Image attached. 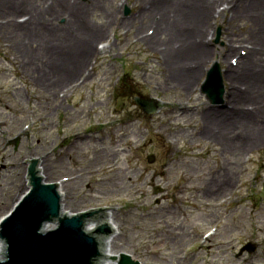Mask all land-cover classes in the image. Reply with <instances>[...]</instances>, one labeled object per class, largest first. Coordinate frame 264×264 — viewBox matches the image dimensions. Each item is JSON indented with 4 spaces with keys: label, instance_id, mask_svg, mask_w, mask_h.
I'll list each match as a JSON object with an SVG mask.
<instances>
[{
    "label": "rangeland",
    "instance_id": "obj_1",
    "mask_svg": "<svg viewBox=\"0 0 264 264\" xmlns=\"http://www.w3.org/2000/svg\"><path fill=\"white\" fill-rule=\"evenodd\" d=\"M223 1L228 0H220V7ZM106 2L119 26H111L95 46L111 47L101 51L105 54L95 66V54L90 55L88 71L95 68L85 83L78 81L64 90L58 83L47 89L43 44L34 50L25 48L17 37L11 40L15 33L6 28L10 25L6 18L16 21L25 13L4 14L0 8V218L23 194V162L17 160L31 157L39 160L46 182L69 178L61 186L67 209L104 207L103 220L114 213L111 249L115 253H128L141 264H264V131L260 140L251 141L252 146L244 141L249 132L237 122L246 119L238 114L241 111L229 97L227 85L232 82L243 89L246 81L233 82L218 57H209L187 96L168 81V71L161 65L163 52L152 53L137 41L136 24L122 23L137 18L140 3ZM249 3L236 0L239 9ZM256 11L260 16L262 6ZM98 15L91 23H102ZM234 16L230 26L218 18L212 33L206 34L207 45L225 47L232 39H253L252 23L258 21ZM58 23L63 19L51 26ZM245 47H237L239 55H247L249 47L243 51ZM28 54L33 56V67L24 56ZM234 59L238 62L237 56ZM215 64L223 94L213 104L201 85ZM133 96L156 100L158 111L146 115L133 105ZM119 100L126 103L117 105ZM209 111L230 124L229 130L226 126L222 132L218 123L210 122ZM22 132L29 136L21 137L14 149L8 143ZM64 136L66 141H59ZM243 142L248 146L243 147ZM30 144L34 148L29 151ZM235 145L239 151H234ZM46 152L49 163L43 159ZM154 188L160 191L155 193ZM249 243L257 245L256 250L240 256Z\"/></svg>",
    "mask_w": 264,
    "mask_h": 264
},
{
    "label": "bare ground",
    "instance_id": "obj_2",
    "mask_svg": "<svg viewBox=\"0 0 264 264\" xmlns=\"http://www.w3.org/2000/svg\"><path fill=\"white\" fill-rule=\"evenodd\" d=\"M39 1L0 0V8L4 14H12L15 11L25 13L22 19H18L19 23L12 19L8 20V15H5L8 17L6 23L10 25L5 24L3 27L8 25L6 28L14 31L16 35L11 40L15 41L17 37L24 43L25 48L30 47L35 50L37 45L40 47L43 44L46 65L44 72L49 83L47 89L57 83L62 90L75 86L78 81L85 83L93 74V70L88 71L89 66L92 65V60L89 61L90 55L95 54L96 58L93 62H96L99 56L105 54L101 51L111 47L95 45L99 43L101 37L107 36V30L111 26H119L115 11L105 7L108 4L106 0H42V5H38ZM219 1L149 0L143 3L136 0L141 6L137 18L129 17L130 19H124L122 23L136 24L137 41L144 43L152 53L160 50L163 52L164 60L161 65L168 71V81L182 89L187 96L192 94L196 77L203 74L201 65L209 57H218L226 67L227 77L233 82L244 79L247 88L242 89L243 86L232 82L227 85L230 87L229 97L235 102L236 109L241 111L238 114L246 119L237 122L241 126L244 125L249 132L244 141L252 146L251 141L260 140V134L264 131V101L259 100L264 98L261 95V89L264 90V18L260 20V17H264V0H251L248 8L242 9L236 6V0L223 1L221 7ZM259 5L263 9L260 16L257 15L259 11H256ZM231 10L232 14H228ZM95 13L100 14L98 18L103 19L102 23H91L90 19ZM241 15L245 20L258 21L256 24L252 23L255 30L252 28L251 30L256 31L253 39L246 37H240L236 41L232 39L225 47L207 45L206 34L212 33L214 23L219 17L221 24L230 26L232 17L236 19ZM59 18L63 19V23L51 26ZM64 23H67L65 27ZM147 23H150V27ZM146 28L152 32L143 30ZM0 31L2 33V28ZM231 35L235 37L234 32H231ZM28 36L30 39L24 42V38ZM225 39L228 41V37ZM106 40L108 41V38ZM236 45H239L237 47L246 45L243 51L249 47L247 55L246 52L243 54L245 56L239 55L240 50ZM254 47L258 48L254 49ZM30 54L32 55L33 51H30ZM30 54L24 56L29 66L33 67V56ZM236 56L238 62L234 60V63L232 59ZM248 106H252V109L250 110ZM206 116L210 122L218 123L222 132L225 129L229 130L230 124L221 121L218 113L209 111ZM231 124L236 125V122ZM224 127L226 128L223 130ZM205 129L209 130V125L205 124ZM208 137L211 135L209 134ZM247 142H243V147L248 146ZM233 149L240 150L236 145ZM38 174L41 177L46 175L41 165ZM59 188L62 199L63 187ZM70 211L72 210L61 204V213L70 215ZM104 221L110 226V234L100 239L101 250L104 253L100 264H117L121 252L115 253L111 249L116 230L114 213H107Z\"/></svg>",
    "mask_w": 264,
    "mask_h": 264
},
{
    "label": "water",
    "instance_id": "obj_3",
    "mask_svg": "<svg viewBox=\"0 0 264 264\" xmlns=\"http://www.w3.org/2000/svg\"><path fill=\"white\" fill-rule=\"evenodd\" d=\"M203 92L214 103L221 98L222 87L217 67L210 71ZM136 102L149 114L157 109L151 101L137 99ZM30 160L33 159L17 160L23 162V193L29 182L30 188L2 221L0 238L5 244L0 240V259H3L0 264H100L99 258L104 254L100 250V235L110 234V226L103 223L101 213L104 207L72 210L70 215L73 212L83 213L71 217L61 213V197L56 186L44 184L34 164L29 167L28 181V163L24 162ZM149 162H153V159H149ZM20 196L17 195V199ZM13 205L10 203L3 215ZM91 219L99 222L95 234L89 233L95 227ZM55 221L58 224L56 229L47 233L42 231L52 228L54 224L50 222ZM84 221L87 222L85 230ZM254 248L249 244L240 253L244 250L251 253ZM120 257L119 264H140L128 254L123 253Z\"/></svg>",
    "mask_w": 264,
    "mask_h": 264
}]
</instances>
